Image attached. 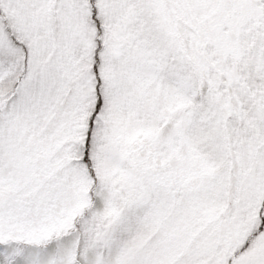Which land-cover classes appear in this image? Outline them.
I'll use <instances>...</instances> for the list:
<instances>
[{
    "label": "snow or ice",
    "instance_id": "obj_1",
    "mask_svg": "<svg viewBox=\"0 0 264 264\" xmlns=\"http://www.w3.org/2000/svg\"><path fill=\"white\" fill-rule=\"evenodd\" d=\"M0 264H264V0H0Z\"/></svg>",
    "mask_w": 264,
    "mask_h": 264
}]
</instances>
